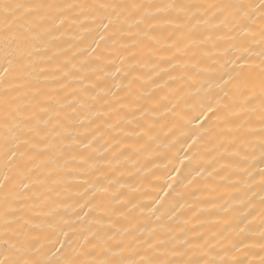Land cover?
Segmentation results:
<instances>
[{
    "label": "snow or ice",
    "instance_id": "snow-or-ice-1",
    "mask_svg": "<svg viewBox=\"0 0 264 264\" xmlns=\"http://www.w3.org/2000/svg\"><path fill=\"white\" fill-rule=\"evenodd\" d=\"M190 69L203 190L146 202ZM0 264H264V0H0Z\"/></svg>",
    "mask_w": 264,
    "mask_h": 264
},
{
    "label": "bare ground",
    "instance_id": "bare-ground-1",
    "mask_svg": "<svg viewBox=\"0 0 264 264\" xmlns=\"http://www.w3.org/2000/svg\"><path fill=\"white\" fill-rule=\"evenodd\" d=\"M223 63V61L221 62ZM223 73L217 69L215 71L209 72L204 75H199L197 71L189 70L187 73L188 79L181 82V85L184 88V91L181 93V96L184 97L182 101H174L178 103L179 107L176 109L175 115H168L161 118V124H167V127L158 128L159 135V145L160 148L158 151H161L168 155L170 163L168 161L157 160V163L167 164V167H161L160 169H153L158 173V176L163 177L161 179L152 178L151 183L144 182V177L149 176L150 173L147 168L144 167L145 157H141L140 164L137 167L139 175L133 178H127L129 183H134L135 186L139 189L141 194L147 192L148 197L146 202H150L151 198L159 194L162 199H164V192H168V188H164L163 191L160 189L166 182L172 183V194L168 199L170 202L174 203L173 197L179 199L178 193L185 195V198L189 203H193L191 196L187 194L193 191L194 187H200L203 190V184H196L195 182L190 184L189 180L191 177L185 178L184 167L182 165L188 164V159L186 154L189 157L198 158L203 160L206 156V151L198 143L195 147L190 148L192 141H188L187 144L184 143V137L181 135L182 132L186 131L183 126L182 119L186 121L190 117L185 116L189 111L195 114L198 111V108L195 105L198 102L207 103L213 100H218L220 105L231 101V94L228 97H224L223 92L230 89L229 85H225L221 81L220 77ZM181 85H177L176 88H179ZM211 93L212 95H209ZM186 101V102H185ZM219 106V105H218ZM191 127H198L197 123H193ZM173 132L175 133L173 135ZM197 152L200 153L199 157L196 156ZM148 159H155V155H149ZM131 167V165H129ZM151 167V166H150ZM175 168L176 171L172 169ZM181 175H177V173ZM171 174L172 177H175V182L168 180V174ZM168 207V206H166ZM189 211V209H185Z\"/></svg>",
    "mask_w": 264,
    "mask_h": 264
}]
</instances>
